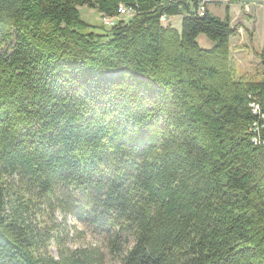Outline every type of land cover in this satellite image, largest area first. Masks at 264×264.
<instances>
[{"label":"trees","instance_id":"trees-1","mask_svg":"<svg viewBox=\"0 0 264 264\" xmlns=\"http://www.w3.org/2000/svg\"><path fill=\"white\" fill-rule=\"evenodd\" d=\"M178 4L0 0V264H264V78L236 77L227 14L162 26Z\"/></svg>","mask_w":264,"mask_h":264},{"label":"rangeland","instance_id":"rangeland-1","mask_svg":"<svg viewBox=\"0 0 264 264\" xmlns=\"http://www.w3.org/2000/svg\"><path fill=\"white\" fill-rule=\"evenodd\" d=\"M81 14L85 16V19L92 23H99L97 14L89 8L81 7ZM172 26L180 28V18L174 17ZM198 43L203 48H209L212 45V41L205 35H199L197 38ZM243 50H242V49ZM231 52V63L235 68L236 77L243 75H250L253 78L261 80L264 78V67L261 66L259 59H255L254 53L248 51L246 42H243L239 49H233ZM45 220L50 225L53 221L58 224V235L68 247L83 246L88 243H97L99 241L98 235L92 234L87 230L84 225L71 213H64L63 211L56 209L54 214L45 216ZM44 222V221H43ZM49 251L53 255L57 256L58 244L55 240H51L49 243Z\"/></svg>","mask_w":264,"mask_h":264},{"label":"crops","instance_id":"crops-1","mask_svg":"<svg viewBox=\"0 0 264 264\" xmlns=\"http://www.w3.org/2000/svg\"><path fill=\"white\" fill-rule=\"evenodd\" d=\"M207 11L222 19L228 15L231 26L242 24L229 38L230 54L246 42L258 59L257 53L264 51V0H211Z\"/></svg>","mask_w":264,"mask_h":264},{"label":"built area","instance_id":"built-area-1","mask_svg":"<svg viewBox=\"0 0 264 264\" xmlns=\"http://www.w3.org/2000/svg\"><path fill=\"white\" fill-rule=\"evenodd\" d=\"M179 2L177 5V12L174 15H168L166 13L161 14L160 24L162 26H172L174 17L180 18L187 15L203 16L207 11V5L211 0H167ZM135 14V8L120 4L117 9V14L114 16H107L103 14L98 15V19L104 25L113 26L118 20H127ZM173 27V26H172ZM260 97H252V102L255 103L256 117H255V129L251 131V139L257 140L258 144H264V138L261 137V132L264 131V105L260 102ZM263 130V131H262Z\"/></svg>","mask_w":264,"mask_h":264},{"label":"bare ground","instance_id":"bare-ground-1","mask_svg":"<svg viewBox=\"0 0 264 264\" xmlns=\"http://www.w3.org/2000/svg\"><path fill=\"white\" fill-rule=\"evenodd\" d=\"M118 8V7H117Z\"/></svg>","mask_w":264,"mask_h":264}]
</instances>
